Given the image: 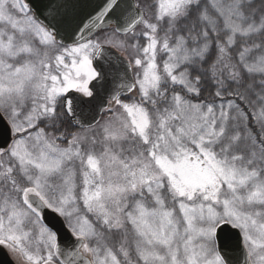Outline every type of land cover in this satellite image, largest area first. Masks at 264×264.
I'll list each match as a JSON object with an SVG mask.
<instances>
[{
    "label": "snow or ice",
    "instance_id": "snow-or-ice-1",
    "mask_svg": "<svg viewBox=\"0 0 264 264\" xmlns=\"http://www.w3.org/2000/svg\"><path fill=\"white\" fill-rule=\"evenodd\" d=\"M0 264H264V0H0Z\"/></svg>",
    "mask_w": 264,
    "mask_h": 264
},
{
    "label": "water",
    "instance_id": "water-1",
    "mask_svg": "<svg viewBox=\"0 0 264 264\" xmlns=\"http://www.w3.org/2000/svg\"><path fill=\"white\" fill-rule=\"evenodd\" d=\"M4 257L2 255H0V261H3Z\"/></svg>",
    "mask_w": 264,
    "mask_h": 264
}]
</instances>
